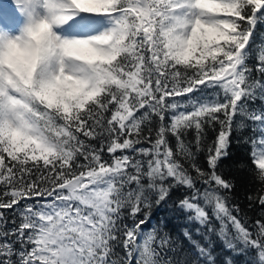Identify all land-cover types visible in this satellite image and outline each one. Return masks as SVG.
Listing matches in <instances>:
<instances>
[{"label":"snow or ice","instance_id":"snow-or-ice-1","mask_svg":"<svg viewBox=\"0 0 264 264\" xmlns=\"http://www.w3.org/2000/svg\"><path fill=\"white\" fill-rule=\"evenodd\" d=\"M259 25L264 0L0 3V210L19 216L9 229L0 211V264H190L165 259L176 241L163 221L148 228L181 187L177 206L205 241L184 231L191 264H216L213 234L264 264V220L246 226L217 171L251 121L243 142L261 188L248 199L264 208Z\"/></svg>","mask_w":264,"mask_h":264},{"label":"trees","instance_id":"trees-1","mask_svg":"<svg viewBox=\"0 0 264 264\" xmlns=\"http://www.w3.org/2000/svg\"><path fill=\"white\" fill-rule=\"evenodd\" d=\"M264 39V25H259L257 27V32L255 40L257 43ZM255 63L254 60H250V66ZM209 96H215L214 92L206 93ZM255 109L264 108V102L259 99L251 105ZM241 117H237L239 121ZM245 127L243 130H233L231 147L229 148V155L224 158L217 169L218 173L221 174L224 178L232 181L234 187L230 192L222 193L228 197L229 206L237 205L241 209L239 218L246 224L247 227L253 229L254 222L256 220H264V208H262L258 202L250 201L249 196H257L259 194V189L261 188L260 182L255 177L254 166L251 163L249 157V146L243 142L245 137H250L252 133V124L251 121H244ZM147 134V133H145ZM215 133L209 129L207 143H211L214 138ZM186 139L191 140L192 137L189 136ZM239 141V142H238ZM169 142L173 149L176 148V142L174 137H169ZM97 143L98 146V142ZM145 147L148 145L145 144ZM207 149L205 148L204 152L198 153L196 156L197 164L207 170V162L205 159ZM104 158L108 159V153L104 152ZM186 167H189V171L192 169L186 163ZM195 175L194 172H192ZM198 187L203 191V187L199 182ZM2 191V189H0ZM190 195V191L186 188H174L170 192L169 199L166 203L160 206H153L151 210V217L149 220L148 228L150 229L153 225H159L161 221L165 223L161 231V235L165 233L168 234L172 240L176 241V251L169 250L165 259L171 257L172 259L180 261H189L190 264L196 258V250L191 242L184 236V231L187 230L191 233L194 240H199L201 243H204L203 236L198 234L197 229L200 228V225L197 222L190 221L188 219V214L178 208V202L184 196ZM23 204V202H22ZM251 205V206H250ZM3 211L5 216L8 218L9 229L13 228L12 224L13 218H15L17 225L19 223V216H14L12 210H0ZM131 223L129 219L127 221ZM215 226L218 228L219 224L216 222ZM148 229H145L147 231ZM204 230L201 229V232ZM215 247L213 249V255L216 260V264H226V259L231 258L233 264H253L254 260L257 259L255 251L252 250L247 254H234L228 251L223 242L215 234L212 235ZM18 247V245H17ZM117 251L123 255L122 248H117Z\"/></svg>","mask_w":264,"mask_h":264},{"label":"rangeland","instance_id":"rangeland-1","mask_svg":"<svg viewBox=\"0 0 264 264\" xmlns=\"http://www.w3.org/2000/svg\"><path fill=\"white\" fill-rule=\"evenodd\" d=\"M0 3H10V0H0Z\"/></svg>","mask_w":264,"mask_h":264}]
</instances>
